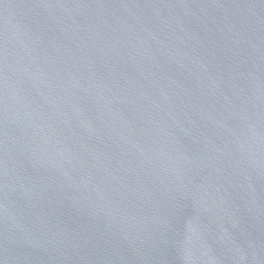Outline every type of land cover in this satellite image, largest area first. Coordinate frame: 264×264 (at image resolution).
Wrapping results in <instances>:
<instances>
[{
  "label": "water",
  "instance_id": "water-1",
  "mask_svg": "<svg viewBox=\"0 0 264 264\" xmlns=\"http://www.w3.org/2000/svg\"><path fill=\"white\" fill-rule=\"evenodd\" d=\"M0 264H264V0H0Z\"/></svg>",
  "mask_w": 264,
  "mask_h": 264
}]
</instances>
